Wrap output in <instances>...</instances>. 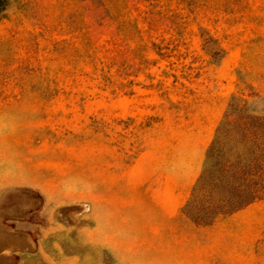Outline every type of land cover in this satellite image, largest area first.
<instances>
[{
	"label": "rangeland",
	"instance_id": "1",
	"mask_svg": "<svg viewBox=\"0 0 264 264\" xmlns=\"http://www.w3.org/2000/svg\"><path fill=\"white\" fill-rule=\"evenodd\" d=\"M257 170L264 0H0V264H264Z\"/></svg>",
	"mask_w": 264,
	"mask_h": 264
},
{
	"label": "trees",
	"instance_id": "2",
	"mask_svg": "<svg viewBox=\"0 0 264 264\" xmlns=\"http://www.w3.org/2000/svg\"><path fill=\"white\" fill-rule=\"evenodd\" d=\"M238 179V195L233 198L230 206L227 208V213L240 210L250 204L252 201L260 197V191L264 189V172L257 170L254 172H242ZM241 181L243 184L239 183Z\"/></svg>",
	"mask_w": 264,
	"mask_h": 264
}]
</instances>
